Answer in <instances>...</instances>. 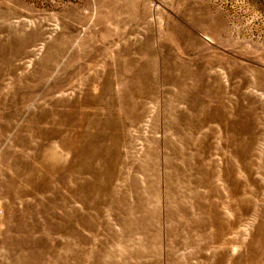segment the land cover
Masks as SVG:
<instances>
[{"label":"rangeland","instance_id":"rangeland-1","mask_svg":"<svg viewBox=\"0 0 264 264\" xmlns=\"http://www.w3.org/2000/svg\"><path fill=\"white\" fill-rule=\"evenodd\" d=\"M0 264H264V0H0Z\"/></svg>","mask_w":264,"mask_h":264}]
</instances>
